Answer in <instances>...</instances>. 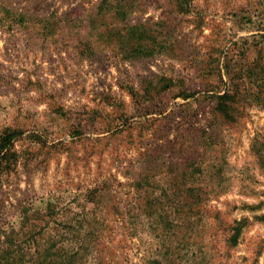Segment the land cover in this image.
<instances>
[{
  "label": "rangeland",
  "instance_id": "obj_1",
  "mask_svg": "<svg viewBox=\"0 0 264 264\" xmlns=\"http://www.w3.org/2000/svg\"><path fill=\"white\" fill-rule=\"evenodd\" d=\"M0 264H264V0H0Z\"/></svg>",
  "mask_w": 264,
  "mask_h": 264
}]
</instances>
